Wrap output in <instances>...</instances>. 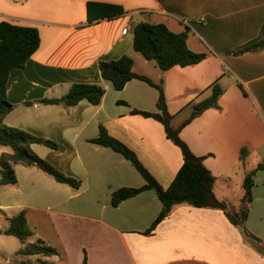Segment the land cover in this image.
<instances>
[{
	"label": "crops",
	"instance_id": "obj_1",
	"mask_svg": "<svg viewBox=\"0 0 264 264\" xmlns=\"http://www.w3.org/2000/svg\"><path fill=\"white\" fill-rule=\"evenodd\" d=\"M88 2L95 4L88 9ZM100 3L120 5L124 12L113 14ZM3 19L35 25L41 37L25 65L10 71L7 97L14 108L5 122L55 141L56 149L41 143L31 148L80 185L59 182L36 166L13 164L17 181L0 186V253L17 254L21 248V240L4 230L12 215L25 210L33 232L27 241L40 238L56 248L57 254L47 257L52 264H83L85 252L87 264H264V255L219 208L175 204L145 234L161 210L155 190L114 206L113 191L141 187L145 179L120 152L91 141L103 126L167 187L182 164L181 150L160 121L132 112H157L159 90L139 78L117 90L103 80L99 61L129 54L136 72L162 83L175 124L217 80L223 88L218 107L204 110L180 135L204 157L215 176L216 196L237 209L246 172L264 162V46L233 51L259 35L264 0H0ZM139 21L186 32L189 48L207 57L162 70L132 48V24ZM74 82L102 84L101 101L39 102L61 97ZM242 148L248 150L244 163ZM8 150L0 147V153ZM252 195L246 227L264 243V169L254 174Z\"/></svg>",
	"mask_w": 264,
	"mask_h": 264
},
{
	"label": "trees",
	"instance_id": "obj_2",
	"mask_svg": "<svg viewBox=\"0 0 264 264\" xmlns=\"http://www.w3.org/2000/svg\"><path fill=\"white\" fill-rule=\"evenodd\" d=\"M93 4L95 3L88 2L87 8L90 9ZM100 5L113 9L116 12L113 14L124 12L120 5L110 3H100ZM113 14L110 13L108 16H114ZM40 42L41 37L37 26L19 24L7 19L0 21V147L9 148L8 151L0 153V186L14 184L17 181L13 164H21L36 166L55 180L78 188L80 185L79 179L65 174L52 163L36 154L31 148L32 143H41L56 149L58 144L55 141L10 126L5 122L6 115L14 108V104L7 97L10 71L15 67H23L37 50ZM263 46L264 23L256 38L236 48L233 53L243 54ZM132 48L145 59L154 60L162 70H167L176 65H193L199 63L208 55L207 52H197L189 48L186 32H174L165 23L160 22H133ZM98 65L103 80L109 81L117 90L122 89L133 78L145 80L159 90L157 112L138 109H133L132 112L150 116L160 121L164 126L167 138L179 147L182 154L181 166L171 183L164 187L128 145L109 134L101 126L98 136L91 139V141L109 146L120 152L131 161L145 179V184L141 187H121L113 191L111 195L112 204L116 206L122 200L134 196L142 190L154 189L161 202V210L151 226L144 232L145 234H151L156 226L171 212L175 204L188 203L195 207L219 208L233 225L241 229L251 244L264 255V243L246 227L249 206L253 199L254 174L258 169H264V162H260L255 168L246 172L242 183L244 193L240 200V206L233 209L227 201L216 196L213 189L215 176L204 164V157L193 153L180 135L181 129L204 110L210 107H218V100L223 92V88L218 81H214L205 89V91L210 90L209 95L189 103L192 106L190 115L180 123L175 124V114L170 113L167 108L162 83H155L148 76L136 72L133 69L134 60L129 54H123L117 59H102ZM239 87L244 92L242 86L239 85ZM104 93L105 88L102 84L74 82L61 97H44L39 102H64L68 105H75L81 99H87L93 104H98ZM247 156V148H242L239 158L243 163L246 161ZM4 233L14 235L22 242L21 248L17 251L21 258L18 262L11 264H52L47 257L57 254L56 248L40 238L35 241H27L33 235V232L27 223L25 210H21L9 218V226L4 230ZM0 264L10 263L0 261ZM83 264H87L86 252Z\"/></svg>",
	"mask_w": 264,
	"mask_h": 264
},
{
	"label": "rangeland",
	"instance_id": "obj_3",
	"mask_svg": "<svg viewBox=\"0 0 264 264\" xmlns=\"http://www.w3.org/2000/svg\"><path fill=\"white\" fill-rule=\"evenodd\" d=\"M179 118H180V116H177L176 120L179 121L180 120ZM12 238L18 239L15 236H13ZM18 260H19V256H17V254L15 252H12V253L7 254V255L0 253V261H2V262H7V263L11 264V263H16Z\"/></svg>",
	"mask_w": 264,
	"mask_h": 264
}]
</instances>
